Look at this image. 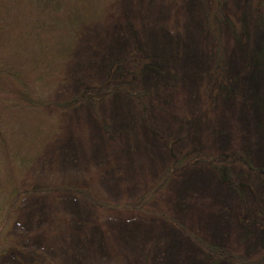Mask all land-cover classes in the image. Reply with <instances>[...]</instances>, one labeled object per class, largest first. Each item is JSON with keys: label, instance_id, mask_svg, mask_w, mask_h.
I'll return each instance as SVG.
<instances>
[{"label": "rangeland", "instance_id": "1", "mask_svg": "<svg viewBox=\"0 0 264 264\" xmlns=\"http://www.w3.org/2000/svg\"><path fill=\"white\" fill-rule=\"evenodd\" d=\"M225 2L232 4L229 9L234 6L231 15L243 22V32L253 34L257 41L251 47L240 42L239 46L225 27L218 32L224 78L241 76L248 68L234 80L242 98L235 94L224 104L216 101L208 118L202 109L200 73L211 41L199 32L202 17L187 1L179 25L172 24L169 4L151 1V10L159 6L161 11L149 17L143 46L160 58L171 72L169 80L179 86L175 95L164 97V106L179 107L191 122L183 131L174 129L179 142L172 148L163 143L173 132L169 119L155 113L153 134L131 145L127 140V144L108 141L87 106L67 112L65 139L49 145L30 178L37 188H87L97 206L71 193L25 198L18 220L7 233L18 243V250L40 255L46 264L261 263L264 219L261 223L250 211L254 194L240 189L248 181L238 165L224 172L214 167L186 170L159 186L172 160H187L183 158L186 150L241 151L245 166L264 173V18L250 6L243 10L242 0ZM159 79L155 72L146 71L135 80L134 88L153 90ZM75 93L76 87L67 85L57 98L65 102ZM132 109V102L114 96L97 112L117 132L126 128ZM220 173L226 174L227 184ZM250 187L264 208V184L254 182ZM245 197L248 211L241 203ZM143 198L145 203L137 205ZM131 206L135 211H129ZM199 246L222 250L232 261L212 259ZM33 262L15 248L0 256V264Z\"/></svg>", "mask_w": 264, "mask_h": 264}, {"label": "trees", "instance_id": "2", "mask_svg": "<svg viewBox=\"0 0 264 264\" xmlns=\"http://www.w3.org/2000/svg\"><path fill=\"white\" fill-rule=\"evenodd\" d=\"M151 1L157 0H0V256L15 248L34 260L32 264H46L40 255L18 250L16 240L7 235L8 228L19 218L25 198L71 193L97 206L87 188H37L30 178L33 166L49 145L65 139L69 130L64 122L67 112L87 106L108 141L127 144V140L131 145L139 144L147 134H153L152 116L155 113L169 119L173 132L163 143L172 148L179 142L174 129L183 131L191 122L179 107L170 110L164 106V97L175 95L178 84L176 80H169L171 72L164 69L160 58H155V54L143 46L149 17L155 16V11H161L159 6V9L156 6L151 10ZM158 1L169 4L172 24L179 25L187 1L202 17L199 32L211 41L200 73L202 109L208 118L213 114L216 101L224 104L235 94L242 98L234 89V80L244 76L248 68L242 70L241 76L224 78L223 49L218 32L225 27L230 31L232 41L236 45L240 42L244 47L256 45L257 41L253 34L244 33L243 22L231 15L234 6L229 9L232 4H226V0ZM242 1L243 10L250 6L264 18V0ZM146 71L160 76L157 87L150 91L134 88L135 80ZM67 85L75 86L76 93L68 101H60L58 94ZM114 96L129 100L133 105L126 128L117 132L111 122H105L102 114L97 112L102 103ZM243 152L247 155L245 150ZM185 157L187 160H172L159 186H165L170 176L186 170L214 167L224 172L238 165L248 181L240 189H248L254 194V206L250 211L260 222L264 219L263 205L250 187L254 182L264 184V173L245 166L241 151L205 153L201 149L186 150ZM219 176L227 184L226 174ZM144 199L137 205L145 203ZM246 199L241 203L248 211L250 205ZM133 207L129 211H135ZM98 209L102 211V208ZM201 249L212 259L232 261L222 250ZM257 264H264V256Z\"/></svg>", "mask_w": 264, "mask_h": 264}]
</instances>
